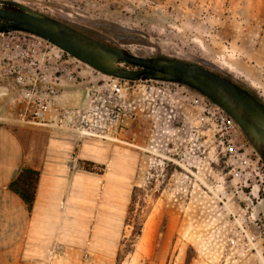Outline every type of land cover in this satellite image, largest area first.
<instances>
[{
	"label": "rangeland",
	"instance_id": "1",
	"mask_svg": "<svg viewBox=\"0 0 264 264\" xmlns=\"http://www.w3.org/2000/svg\"><path fill=\"white\" fill-rule=\"evenodd\" d=\"M14 1L134 55L202 65L264 101V0ZM7 41L0 36V48ZM42 44L35 78L53 77L57 68L72 73L61 81L50 114L83 107L88 88L100 90L109 80L55 45ZM2 51L0 122L36 126L18 122L28 100L15 89L25 85L8 75ZM122 85L114 115L102 106L108 92L100 98L97 90L90 100L98 106V124L110 135L118 128L117 140L81 138L99 158L78 166L105 172L118 188L101 246L91 247L90 240L84 250L53 253L38 263L0 257V264H117L115 255H126L139 224L141 235L121 264H264V162L244 132L223 125L222 109L189 87ZM144 85L154 89L144 94Z\"/></svg>",
	"mask_w": 264,
	"mask_h": 264
},
{
	"label": "crops",
	"instance_id": "2",
	"mask_svg": "<svg viewBox=\"0 0 264 264\" xmlns=\"http://www.w3.org/2000/svg\"><path fill=\"white\" fill-rule=\"evenodd\" d=\"M83 143L47 126L0 122V257L38 263L53 253L87 247L95 221L90 216L94 211L96 218L106 173L78 166L79 161L99 158L90 149L94 147ZM25 168L40 172L32 211L10 188Z\"/></svg>",
	"mask_w": 264,
	"mask_h": 264
},
{
	"label": "water",
	"instance_id": "3",
	"mask_svg": "<svg viewBox=\"0 0 264 264\" xmlns=\"http://www.w3.org/2000/svg\"><path fill=\"white\" fill-rule=\"evenodd\" d=\"M0 20V35L22 32L37 36L107 76L189 87L232 117L264 162V102L231 79L178 58L134 55L14 0H0Z\"/></svg>",
	"mask_w": 264,
	"mask_h": 264
},
{
	"label": "built area",
	"instance_id": "4",
	"mask_svg": "<svg viewBox=\"0 0 264 264\" xmlns=\"http://www.w3.org/2000/svg\"><path fill=\"white\" fill-rule=\"evenodd\" d=\"M0 36L10 38V41L4 42L0 48L3 49L2 60H6L9 67L8 75H10V77L18 84L25 85V87L15 89V93L28 100V107L26 108V111L20 115L21 119L18 120L19 123L43 125L54 128L60 132L72 133L79 138L88 136L117 140L115 135L118 134V128H116L115 135H110V133L105 131L103 125H99L96 118H94V116L98 115V106L93 104L94 101L90 103V100H92V97L96 95L98 90L95 86L88 88L86 93L87 101L83 107L78 105L73 107H63L56 115L50 114L52 106L60 96L59 86L61 81L65 76L67 78V76L72 73L66 68H57L53 77H47L46 75H42L41 79L34 77V75L36 76L38 74V70L40 69L38 66L39 60L35 56L42 53L44 50L42 41L45 43L49 42L37 36L22 32L1 34ZM26 36L36 37L39 41L27 40ZM19 59L22 61L21 65L16 63ZM23 60H26V62H23ZM107 77L109 80L104 81L100 86L101 89L98 91L102 95L100 98H103L108 92L109 99H105L102 106L106 107L109 112L108 114L114 115L115 110H120L116 99L117 97L122 96L125 91L122 82H124V84L133 83L135 85L139 81H126L111 76ZM143 82L179 85L176 83L154 80L140 81V83ZM143 87L145 89L144 94L147 93L148 88H150L151 91L154 89V86L152 87L150 85H144ZM5 90L6 92L4 94H7V92L10 91L9 88H6ZM222 112L223 115L221 118L223 125L230 129L236 127L237 123L235 120L225 111L222 110Z\"/></svg>",
	"mask_w": 264,
	"mask_h": 264
},
{
	"label": "trees",
	"instance_id": "5",
	"mask_svg": "<svg viewBox=\"0 0 264 264\" xmlns=\"http://www.w3.org/2000/svg\"><path fill=\"white\" fill-rule=\"evenodd\" d=\"M2 20H0V23ZM88 36L93 37L91 34H88ZM221 75V74H220ZM223 76V75H222ZM229 78V77H227ZM231 79V78H229ZM232 80V79H231ZM234 81V80H232ZM235 82V81H234ZM238 84V83H237ZM241 86L240 84H238ZM244 88L243 86H241ZM246 89V88H244ZM255 97H257L255 94H253ZM258 98V97H257ZM262 101V100H261ZM39 179H40V172L36 171L31 168H25L23 171L20 173V175L17 177L15 181L12 182L10 185L11 190L16 192L21 198L26 202L28 205L29 209L32 211L36 199V194H37V188L39 184ZM113 178H109L107 176L106 181H105V190L103 191V194L99 200V205L98 209L96 212V220L94 223V228L92 232V237H90L91 240V247H98V245L101 246L98 242L101 240L102 235L104 232L107 230V225H108V218L113 221L114 218V189H118L117 186L115 187V183L112 182ZM99 189V188H98ZM129 196V193L127 194V197ZM97 195L95 198L97 199ZM108 197V198H107ZM111 197V200H110ZM105 198H107V207L105 206ZM111 201V202H109ZM109 212V214H108ZM94 211L92 213V216H90L91 220L93 218ZM87 217L85 215V209L81 210V220H85ZM142 226L139 224L137 227L134 228L132 232V238L128 239V245L126 246V255L128 253H131L133 251V246L135 244V239L141 235L142 231ZM83 228H85V224H83ZM82 235V234H81ZM82 236H85L83 234ZM89 240V241H90ZM126 255H121V253H118L115 255L117 257V264H121L123 257Z\"/></svg>",
	"mask_w": 264,
	"mask_h": 264
}]
</instances>
